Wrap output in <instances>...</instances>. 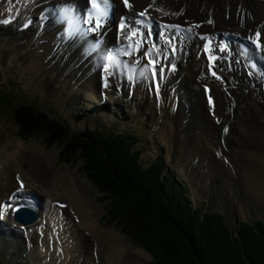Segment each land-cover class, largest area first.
Masks as SVG:
<instances>
[{"label":"bare ground","instance_id":"1","mask_svg":"<svg viewBox=\"0 0 264 264\" xmlns=\"http://www.w3.org/2000/svg\"><path fill=\"white\" fill-rule=\"evenodd\" d=\"M115 1L113 21L92 32L88 31L92 23L77 20L70 24L59 11L70 7L86 19L87 0H0V19L16 17L13 25L18 26L25 17H34L39 24L19 44L4 41L1 48L14 45L12 63L19 66V76L28 74L31 93L42 92L69 117L80 120L92 111L102 121L113 118V112L125 119L128 112L121 105L119 109L117 100L124 95L130 101L127 120L137 122L141 115L151 118L146 122L147 137L158 134L172 146L176 136L185 158L198 159L188 168H205L208 175L239 173L245 183L241 194L264 202V153L260 149L264 146V0H127L129 7L123 0ZM47 14L52 16L50 21L44 18ZM145 14H150L153 30L143 25ZM126 18L128 29H122ZM173 24L191 31L179 36ZM9 31L6 36L15 35V29ZM258 33L260 47L254 43ZM208 36L214 48L210 55L203 50ZM113 51H118L115 56L122 66L110 68L103 79L104 57ZM168 111L178 124L167 117ZM122 134L115 133L132 141L133 154L146 165L139 154L142 151L137 150V137ZM10 144L8 138L0 143V257L5 253L12 264L23 255L37 264H78L85 257L92 264H134L135 254L143 250L118 230L100 226L103 208L87 196L90 186L83 178L59 172L57 153L41 150L39 143L18 141L6 153ZM161 170L163 181L175 179ZM26 192L38 197L31 207L40 216L31 225L15 221L8 209L10 203L12 207L20 204L17 195L33 197ZM98 206L101 210L95 218ZM89 234L96 240L86 256L82 239ZM97 239L109 243V256ZM127 253L130 256H124Z\"/></svg>","mask_w":264,"mask_h":264},{"label":"rangeland","instance_id":"2","mask_svg":"<svg viewBox=\"0 0 264 264\" xmlns=\"http://www.w3.org/2000/svg\"><path fill=\"white\" fill-rule=\"evenodd\" d=\"M31 32L32 30H28L19 36L16 34L6 36L5 33L0 32V96L2 95L1 92L4 90H9L13 94V98H11L10 101L4 103L0 101V104H3V107L0 108V143H5L7 138L11 142L6 153L10 150L12 151L14 147H16L15 143L18 141H22L24 144L36 142L41 146V150H51L57 153L58 156L55 165L56 169L61 173L71 172L78 175L79 178H83L88 186H90L88 191L89 195L87 196L92 197L95 203L103 208L101 210V207L98 206L99 210L94 213V217L97 218L96 215L101 210V216L98 221L100 226L103 228H114L118 230L126 241L130 242L137 249L143 250V253L140 252L139 254V252H137V254H135L136 258L138 259L135 260L134 264H165L167 262V256L163 253V250L162 253H160V250L152 246L156 245L159 247V249H162V247L157 244L158 240H162V235L158 232L156 226L153 225L154 227L152 226L151 228H148L150 225H147V222L142 220L144 222L143 223L137 217V215V219H130L129 216L134 212L131 210L133 208L130 205L131 199L127 196H121V193L118 196L115 192H102L97 184L92 182V180L88 177L87 172H85L83 169L82 160L79 159L78 156L80 150L77 151L75 149L70 151V149H67L61 144H50L53 137L48 135L43 136L42 134H29V130H27L28 128L23 127L22 124L20 125L17 122L19 119L24 120V117L21 115H18L20 118L17 117L16 112L13 110L16 108L15 106L22 104V102L34 103L37 107L44 109L48 113L51 112L53 114L52 117H56L57 119L62 120L70 125L73 131L80 132L84 130L85 126H89L102 132L123 133L137 137L139 140L136 145L137 150L142 151V159H144V162L146 163L145 166L151 165L154 161H156L157 157L160 158L159 162L163 163L162 168L166 169V175H173L175 179L173 178L172 180L176 183L178 182L182 186L181 188L179 187L177 189L179 192H181L183 199L188 201L187 208H189L192 216H194V218L197 219L199 223H204L207 225V223H209L208 219L212 216L214 217L217 224L218 221L222 222L223 224L227 223L226 225H229L228 227L232 240L236 239L237 235L239 236V232L244 230V224H247L246 226L251 227L255 231L254 233L262 235V232L264 231L261 229V225H263L264 228V217H262L261 213L264 211V202H256L258 201L256 197L253 199L251 196L247 197L243 195V193L241 194L240 189L245 188L243 186L245 183L242 180V176L239 173L235 174L231 172H223L220 175H218V173L215 175H208L207 170L205 171V168L202 171H195L191 167L188 168L190 162H192L193 167V165L198 162V159L187 160V158H185V149L181 146V142L178 138H176V136H173L174 138L172 137V142L174 144L172 146H168L163 142L162 137L158 134H151L150 137L145 135V130L147 127L146 122L150 121L151 119L147 115L146 118H143V115H141V118H139V121L137 122H135L136 120L130 121L129 119H126L128 118L127 114L130 113L129 109H126L125 107L128 104L130 105L128 97L124 95L123 97H117V100L119 101V109L121 105V107L124 106L122 109L128 112L125 119L117 115V112H113V116L116 114L114 117L112 116L113 118L102 121L96 119V113H93L92 111L91 114H88V116L85 114V116L80 117V120H76V116L69 117V114L64 113V111L58 107L53 99H46L42 92L32 94L27 85L29 81L28 74L22 77L19 76L17 71L19 66L16 64L13 65L12 63L13 50L15 49L14 45H11L10 47L4 46L1 48V45H4V41L9 43L15 42L19 44L21 40L25 39L26 36ZM64 103L65 101H63V105ZM253 108L255 109L254 103ZM167 117L172 119L175 124H178L176 120L177 118H174L170 111L167 112ZM91 118H95L96 120ZM156 130L159 129L157 128ZM234 131V129L231 130L232 133ZM22 133L26 135H23ZM168 147L171 150L170 154ZM260 149L264 153V146ZM72 153L77 154V156L69 155L68 158H70L71 161H67L65 154ZM163 174L165 173L163 172ZM194 178H196L197 182H195ZM161 180H163L162 177ZM202 184H204V186ZM230 194L231 196H229ZM248 200L254 202V204L257 205L254 207L252 203L249 204L246 202ZM238 205L240 206V210L237 209ZM125 212L129 213L130 215H127ZM137 220L140 222V225L137 223ZM137 224L139 225V228L136 227ZM154 235L156 236L154 237ZM15 236L16 235L14 234V237ZM95 240L96 239L90 236V234L89 236H84L82 239V248L84 251H86V256H90L92 247L95 244ZM97 240L100 243L102 251L104 249L106 254L109 256V243H104V241L102 242L101 239ZM94 254L95 256H98V254L95 252ZM159 254L160 257L158 256ZM124 256L128 257L130 254L127 253ZM25 257L26 255L21 256V259L17 264H37L33 259H31L30 256H27V258ZM161 257H163V260H161ZM47 263L49 262H46V264ZM0 264H12L10 262V258L6 257L5 253L0 257ZM55 264L66 263L56 262ZM73 264L77 263L73 262ZM78 264H92V261H89L87 257H85L82 259L81 263Z\"/></svg>","mask_w":264,"mask_h":264},{"label":"trees","instance_id":"3","mask_svg":"<svg viewBox=\"0 0 264 264\" xmlns=\"http://www.w3.org/2000/svg\"><path fill=\"white\" fill-rule=\"evenodd\" d=\"M1 94L3 103L13 98L8 91ZM14 111L17 117H24L17 122L28 128L29 134L48 135L53 137L50 144H61L70 151L80 150L78 156L83 169L102 192H115L118 196L121 193L131 199L134 213H125L132 220L137 219V215L150 225L148 228L156 226L162 235L157 244L162 249L151 245L160 253L163 250L167 256L165 264H264V232L258 235L244 224V230L232 240L229 227L220 221L217 224L213 216L207 225L199 223L187 208L188 201L183 199L173 178L161 180L160 162L148 168L141 165L138 156L132 152L133 143L128 137L95 132L84 136L72 134L68 126L24 102ZM65 155L67 161H71L69 155L77 156L73 153ZM137 223L140 222L137 220ZM138 224L136 227L139 228Z\"/></svg>","mask_w":264,"mask_h":264},{"label":"snow or ice","instance_id":"4","mask_svg":"<svg viewBox=\"0 0 264 264\" xmlns=\"http://www.w3.org/2000/svg\"><path fill=\"white\" fill-rule=\"evenodd\" d=\"M125 7H129L127 0H123ZM90 3V9L87 14V18L84 19L83 17L79 16L75 9L70 7H65L60 9L62 18H67L69 23H75L77 20H82L84 24H87L91 21H93V18H95V27L88 29V31H96L99 28L103 26V21H106L109 16V10L111 8V0H89ZM141 16L144 15V13H140ZM120 27L123 29L125 27L124 23L121 22ZM258 39L254 41L257 47H260L259 43V33L257 34ZM130 55V53H125ZM147 55V54H146ZM104 59L107 61V63L104 65L105 71H107L109 68H120L122 66L121 62L118 60V58L111 52H109ZM150 64H153L154 62L150 61ZM219 79V77H217ZM107 86V85H106ZM20 209H17L19 211Z\"/></svg>","mask_w":264,"mask_h":264},{"label":"water","instance_id":"5","mask_svg":"<svg viewBox=\"0 0 264 264\" xmlns=\"http://www.w3.org/2000/svg\"><path fill=\"white\" fill-rule=\"evenodd\" d=\"M25 213H28L27 210H22L18 215H17V220L19 222H22V223H28V222H31L33 219H35V216L33 215H28V214H25Z\"/></svg>","mask_w":264,"mask_h":264}]
</instances>
